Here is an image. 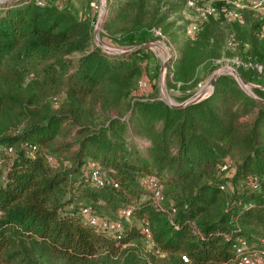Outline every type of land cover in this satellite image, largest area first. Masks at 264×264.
Returning a JSON list of instances; mask_svg holds the SVG:
<instances>
[{"label":"trees","instance_id":"trees-1","mask_svg":"<svg viewBox=\"0 0 264 264\" xmlns=\"http://www.w3.org/2000/svg\"><path fill=\"white\" fill-rule=\"evenodd\" d=\"M167 1L106 0L102 30L121 46L143 44L151 27L167 26ZM79 16L50 1L0 0V115L25 120L0 133V264H183L180 255L236 264L241 252H264V21L233 26L251 65L237 73L258 85L252 94L219 74L204 97L173 107L137 92L145 47L93 46ZM209 20L172 60L168 74L180 85L195 84L197 49L219 36ZM26 78L35 95L21 89ZM42 89L62 94L57 107L39 101ZM224 161L232 174L220 170ZM93 169L111 182H92ZM146 177L160 186L157 207ZM82 209L120 226L96 229ZM142 228L162 259L142 244Z\"/></svg>","mask_w":264,"mask_h":264},{"label":"rangeland","instance_id":"rangeland-1","mask_svg":"<svg viewBox=\"0 0 264 264\" xmlns=\"http://www.w3.org/2000/svg\"><path fill=\"white\" fill-rule=\"evenodd\" d=\"M217 3L219 4V2ZM62 4L66 5L76 16L84 15L90 12L88 0H63ZM169 4H173L175 8L171 9L170 12L168 11V16L165 21L167 26H164V28L162 26H153L150 28L151 39L144 43L147 45V47H145L147 55L138 60L141 64L146 66L147 72L146 75H142V77L138 80L141 81V86H138L137 88V92L139 94H143V97L148 98L152 96L156 99L174 104L182 103L195 93L200 94V97L205 96L211 87L209 86V79L218 70L230 69L238 74L237 70L239 68L245 69L250 65V62L244 58L245 52L242 49H239V45L236 43V40L239 39V37L237 36V32L233 26L235 23L243 22L245 16L253 18L258 22L264 21V15H261L256 11L243 8L240 10L238 20L227 22L222 17L219 19L209 20L214 23L219 36L216 38L213 37L215 40L205 38L201 47L197 49V51L200 52L201 57H199V59L201 61L195 69V84L190 87L189 82H186L184 85H180L179 82L173 81V79L170 78L171 75L168 74V71L171 70L172 60L179 54L178 47L184 42L189 44L194 43L198 40V34H196L194 38L190 39L185 32L187 20L183 18L181 13L183 0H168L166 5L162 6L161 9L167 8ZM175 9H177V11H175ZM204 24H206V22H203L200 25L197 33H199ZM101 27L96 33V37L100 42V48L102 45L103 47L108 48V52H116L129 50L138 46L124 47L117 44L113 38L105 35L104 32L101 31ZM155 28H159L160 35H155L152 32V29ZM91 45H96L93 36L91 38ZM261 70L262 68L258 71ZM260 74L261 77H264L263 73ZM142 82L144 85H142ZM246 83L250 86L242 85L244 91L252 94V88L257 87L258 85L254 82ZM21 85V89L28 88L27 90L29 93L34 95L36 94L37 89L34 85H31L29 79L26 78ZM41 92L42 96H39V101L46 104L51 109L57 107L62 100V94L49 95L43 89ZM22 104L24 107L27 106L24 101H22ZM24 124L25 120L15 112L0 115V133L18 131ZM99 215L106 219L116 218V216L110 215L105 211H101ZM261 240L264 239L262 238ZM142 244L146 248L144 241ZM38 260L41 264H51V262L44 257H38Z\"/></svg>","mask_w":264,"mask_h":264},{"label":"built area","instance_id":"built-area-1","mask_svg":"<svg viewBox=\"0 0 264 264\" xmlns=\"http://www.w3.org/2000/svg\"><path fill=\"white\" fill-rule=\"evenodd\" d=\"M31 2L36 7H42L47 1L52 2L57 8H62L65 5L62 4L63 0H25ZM219 2V4L217 3ZM89 13L80 15L79 18L88 19L92 31L94 29L99 30L102 25V21L107 13L106 0H88ZM247 8L264 15V0H183V8L181 13L183 18L187 20L185 32L187 36L192 39L197 34L200 25L203 22L211 19H219L222 17L227 22H232L239 19L240 10ZM102 29V27H101ZM104 32L103 30H101ZM155 35H160L159 28L152 29ZM105 34V32H104ZM262 36V34H260ZM250 66V65H249ZM248 66V67H249ZM254 66L260 70L261 66L254 64ZM247 67V66H245ZM138 85L141 86V81H138ZM142 85L144 83L142 82ZM220 170L230 175L233 173V167L228 161H224L220 165ZM89 179L97 185L102 186L108 182H111L103 171L93 169L89 173ZM141 183L146 186L152 193L151 204L154 207L159 205L161 198L160 186L151 177H146L141 180ZM115 186V184H113ZM83 214H87L86 209H82ZM124 217H127L128 211H121ZM89 223L96 229H102L105 231L113 232L119 228V221L106 219L94 215L87 214ZM144 234V242L147 250H152V254L159 259H162L163 253L158 249H153V242L150 238L149 232L146 228H142ZM264 245V240H261ZM240 248H245V244L240 242ZM181 262L187 264V257L180 255ZM148 264H154L149 262ZM157 264V263H156ZM159 264V263H158ZM236 264H264V252L254 249L248 250L244 253H240Z\"/></svg>","mask_w":264,"mask_h":264},{"label":"water","instance_id":"water-1","mask_svg":"<svg viewBox=\"0 0 264 264\" xmlns=\"http://www.w3.org/2000/svg\"><path fill=\"white\" fill-rule=\"evenodd\" d=\"M6 1H13V0H6ZM96 33H97V30L96 29H94L93 31H92V36H93V38H94V40H95V43H96V46H98L99 47V45H100V42L98 41V39H97V37H96ZM98 44V45H97ZM142 47H147V45L146 44H140V45H138V46H136V47H133V48H131V49H129V50H125V51H116V52H112V53H123V52H132V51H134V50H136V49H138V48H142ZM101 48L103 49V50H108V48H105V47H103L102 45H101ZM219 74H229V75H232L233 77H234V79L237 81V83H238V85L243 89V87H242V85H246V86H250L249 84H247L244 80H242L241 78H240V76L238 75V74H236L233 70H230V69H221V70H218L217 72H215L211 77H210V79H209V84H210V86H212V82H213V80L216 78V76H218ZM211 88V87H210ZM244 90V89H243ZM248 94H251L250 92H247ZM202 97H204V96H202ZM202 97H200V94H197V93H195L194 95H192L191 97H189L186 101H184V102H182V103H178V104H174V103H171V102H167V101H164L166 104H168L169 106H173V107H180V106H184V105H186V104H189V103H191V102H194V101H197V100H199V99H201ZM163 101V100H162Z\"/></svg>","mask_w":264,"mask_h":264},{"label":"bare ground","instance_id":"bare-ground-1","mask_svg":"<svg viewBox=\"0 0 264 264\" xmlns=\"http://www.w3.org/2000/svg\"><path fill=\"white\" fill-rule=\"evenodd\" d=\"M209 86H210V84H209Z\"/></svg>","mask_w":264,"mask_h":264}]
</instances>
